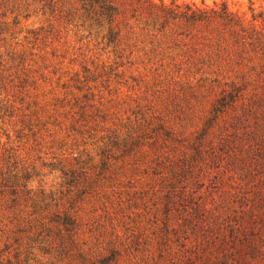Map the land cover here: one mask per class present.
Segmentation results:
<instances>
[{
	"label": "rangeland",
	"instance_id": "1",
	"mask_svg": "<svg viewBox=\"0 0 264 264\" xmlns=\"http://www.w3.org/2000/svg\"><path fill=\"white\" fill-rule=\"evenodd\" d=\"M106 1L111 17L99 0H0V264H176L169 217L196 201L235 247L196 264H264V148L245 171L236 113L209 123L242 72L175 46L141 1ZM152 1L264 25V0ZM250 81L238 114L262 93Z\"/></svg>",
	"mask_w": 264,
	"mask_h": 264
},
{
	"label": "trees",
	"instance_id": "2",
	"mask_svg": "<svg viewBox=\"0 0 264 264\" xmlns=\"http://www.w3.org/2000/svg\"><path fill=\"white\" fill-rule=\"evenodd\" d=\"M139 1L143 3L150 24L159 32L169 31L168 35L175 46L187 48L201 63L216 67L218 76L223 75L227 68L242 72L223 82L226 88L212 108L209 123L211 127H220V119L225 121L231 110L236 113L229 117L230 126H224V129L234 128L239 142H242L239 146L243 145L246 151L247 164L244 169L250 170L264 148V131L258 132L260 126L253 123L262 114L258 110L264 111V25H258L253 20L247 21L243 15L230 10L225 2L211 8H199L175 2L168 4L161 1L157 4L152 0ZM99 3L109 17L117 10L106 0H99ZM242 67L247 71L244 72ZM252 77H256L263 85L262 93L258 92L249 99L247 107L242 106L243 113L238 114L240 99H245L241 92L251 84ZM218 79L215 78L213 82L219 83ZM221 160L217 165L219 168L222 166ZM195 204L192 206L193 211L184 217L188 222L183 218L182 222L171 223L173 208L168 210V217L171 215L168 224L180 238L178 261H174L176 264H196L200 260V253H213L217 249L231 251L235 248L230 239L234 227L225 226L220 231L222 216L214 215L197 201ZM227 230L232 233L230 236Z\"/></svg>",
	"mask_w": 264,
	"mask_h": 264
}]
</instances>
